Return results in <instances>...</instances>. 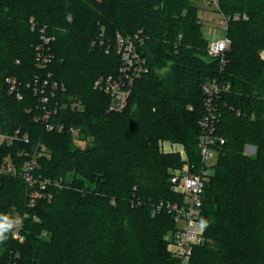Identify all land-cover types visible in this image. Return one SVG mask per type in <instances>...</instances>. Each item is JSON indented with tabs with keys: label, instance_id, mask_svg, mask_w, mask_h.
<instances>
[{
	"label": "trees",
	"instance_id": "16d2710c",
	"mask_svg": "<svg viewBox=\"0 0 264 264\" xmlns=\"http://www.w3.org/2000/svg\"><path fill=\"white\" fill-rule=\"evenodd\" d=\"M194 1L0 0V127L29 137L0 147V161L11 156L19 167L23 152L44 144L37 173L63 182L48 186L51 200L29 206L24 179L0 177V216L9 218L14 207L29 213L24 242L11 230L0 243V264L16 253L18 264L177 262L165 238L177 228L174 215L155 207L183 199L172 189L170 170L184 162L160 142L183 144L188 162L199 164L203 85L214 78L230 85L218 101L217 133L225 142L203 195L204 240L188 264H264V0H219L225 14L248 16L230 20L224 65L208 55ZM43 26L54 36L47 72L66 87L52 99L58 109L49 119L66 126L61 132L35 119L41 105L28 86L42 73L36 53ZM118 35L134 40L146 71L126 108L112 112L109 95L94 82L119 73ZM70 101L82 108L62 107ZM71 126L92 141L76 145ZM248 143L257 147L255 156L244 153Z\"/></svg>",
	"mask_w": 264,
	"mask_h": 264
},
{
	"label": "built area",
	"instance_id": "2783aa9c",
	"mask_svg": "<svg viewBox=\"0 0 264 264\" xmlns=\"http://www.w3.org/2000/svg\"><path fill=\"white\" fill-rule=\"evenodd\" d=\"M201 1L219 13L218 23L223 33L209 41L207 52L210 58L218 59L224 65L226 53L231 44V39L228 36L230 20L238 18L247 19L248 16L245 13L225 14L220 8L219 0ZM30 22L32 28L37 26V23L33 19ZM40 33L41 41L37 45L36 64L42 73L35 75L32 85L28 83V86H31L34 93L39 96L41 105V114L35 119L37 121H44L47 130L61 132L66 129V126L62 123L50 122L49 119L58 109V102L57 104H53L52 99L57 92L65 91L66 87L52 75V72H47L48 66L53 60L50 44L54 40V36L47 34L46 26L40 28ZM115 45L121 57L119 73L116 76L102 75L98 77L94 82V88L109 95L108 111L121 112L127 106L128 98L135 81L146 71V65L136 49L134 40L131 38L118 35ZM7 80L10 91L16 92L18 98H22V93L17 87L16 80L14 78H8ZM229 86V84H222L216 78L203 85L205 99L204 115L200 119L199 164L191 165L187 157H185V161L180 167L172 168L170 170L172 189L180 193L183 199L178 202H160L155 207L158 211L166 209L174 215L177 228L172 253L178 259V264H188L191 260L194 247L204 240V226L200 220L203 195L207 183L215 172L219 146L225 142L224 137L217 133L218 101L223 92L229 89ZM66 106H70L73 110L82 108L80 101L63 102L62 107ZM67 129L74 141L77 142L78 139L76 137L79 136L78 138H80L81 136L80 129L74 126ZM18 140L29 142V137L27 134H21L20 129H17L15 132H4L0 127V147L5 144H14ZM47 150L44 144H40L34 152H23L25 159L19 167L11 156H6L0 161V177L2 175H19L27 183L29 206H34L40 198L51 200L52 194L48 192L47 188L52 183L55 186L63 187L61 180L53 182L50 178L42 177L41 174L37 173L38 158L45 155ZM28 217V212L19 213L15 207L9 215V219L14 222L12 235L20 243L25 240L23 230ZM34 218L38 219L36 216ZM18 259L19 254L16 253L5 264H18Z\"/></svg>",
	"mask_w": 264,
	"mask_h": 264
},
{
	"label": "rangeland",
	"instance_id": "374dc122",
	"mask_svg": "<svg viewBox=\"0 0 264 264\" xmlns=\"http://www.w3.org/2000/svg\"><path fill=\"white\" fill-rule=\"evenodd\" d=\"M200 8L199 10V15L202 17L203 19V24H202V31H203V34L204 33V30H203V27L205 26V28H207L210 36L208 35V37H205L207 38L208 40V43L210 40H212L213 38H216L218 36H220L221 33H223V30L221 29V26L219 25L218 23V20H219V13L215 10H213L212 7H205L203 2L201 1H197L195 0L194 1ZM261 56L262 58H264V49L261 51ZM157 73L160 74V75H164L165 73H167V70L165 67H157ZM79 137V136H78ZM76 137L77 139V142L74 141V143L76 145H78L79 147H85L87 145V143H90V141H92V138L91 137H88L85 139V137H83L82 135L80 136V138ZM170 143V150L172 151H178L180 152L181 156H182V160L183 162L185 161L184 158L187 157V153L185 151V148L183 146V144H180V143H173L171 141H167V140H164V141H161L160 142V147L162 150H166V146L164 147V145L166 143ZM180 148V149H178ZM48 152V151H47ZM244 153L248 156H255L256 153H257V147L253 144H246L245 147H244ZM176 235V230L175 231H172V232H168V234H166L165 238L168 239L169 241V250L172 252V248H173V241H174V237ZM171 264H178L177 262H173Z\"/></svg>",
	"mask_w": 264,
	"mask_h": 264
},
{
	"label": "clouds",
	"instance_id": "9594fccd",
	"mask_svg": "<svg viewBox=\"0 0 264 264\" xmlns=\"http://www.w3.org/2000/svg\"><path fill=\"white\" fill-rule=\"evenodd\" d=\"M14 227V222L7 216H0V243L7 240V233Z\"/></svg>",
	"mask_w": 264,
	"mask_h": 264
},
{
	"label": "crops",
	"instance_id": "0c3cea01",
	"mask_svg": "<svg viewBox=\"0 0 264 264\" xmlns=\"http://www.w3.org/2000/svg\"><path fill=\"white\" fill-rule=\"evenodd\" d=\"M203 30H204V35L206 36V37H208V35L210 36V34H209V32H208V30H207V28H205V26L203 27ZM166 146V150H164V151H172V150H170V143L168 142V143H166L165 145H164V147ZM178 149H180V148H178ZM177 151V150H176ZM179 151V150H178Z\"/></svg>",
	"mask_w": 264,
	"mask_h": 264
}]
</instances>
